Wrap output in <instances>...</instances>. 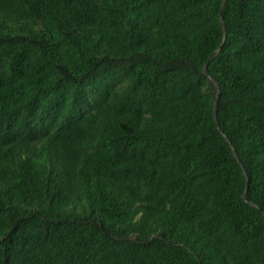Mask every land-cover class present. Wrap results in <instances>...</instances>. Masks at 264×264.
Masks as SVG:
<instances>
[{
  "label": "trees",
  "instance_id": "16d2710c",
  "mask_svg": "<svg viewBox=\"0 0 264 264\" xmlns=\"http://www.w3.org/2000/svg\"><path fill=\"white\" fill-rule=\"evenodd\" d=\"M0 264H264V0H0Z\"/></svg>",
  "mask_w": 264,
  "mask_h": 264
},
{
  "label": "water",
  "instance_id": "95a60500",
  "mask_svg": "<svg viewBox=\"0 0 264 264\" xmlns=\"http://www.w3.org/2000/svg\"><path fill=\"white\" fill-rule=\"evenodd\" d=\"M225 1H226V0H225ZM222 26H223V30H224V32H225V39H224V42H223L222 46L219 48L218 51H220V50L223 48V45H224L225 42H226V29H225V25H224L223 20H222ZM211 80H212V82H214L213 79H211ZM216 104H217V98H216V100H215V105H216ZM243 170H244V168H243ZM246 178H247V183H249V180H248L247 174H246Z\"/></svg>",
  "mask_w": 264,
  "mask_h": 264
}]
</instances>
